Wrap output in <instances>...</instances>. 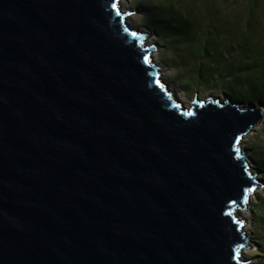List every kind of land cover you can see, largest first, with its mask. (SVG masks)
<instances>
[{"label": "water", "instance_id": "water-1", "mask_svg": "<svg viewBox=\"0 0 264 264\" xmlns=\"http://www.w3.org/2000/svg\"><path fill=\"white\" fill-rule=\"evenodd\" d=\"M121 0H0V264H246L261 111L184 107Z\"/></svg>", "mask_w": 264, "mask_h": 264}, {"label": "rangeland", "instance_id": "rangeland-1", "mask_svg": "<svg viewBox=\"0 0 264 264\" xmlns=\"http://www.w3.org/2000/svg\"><path fill=\"white\" fill-rule=\"evenodd\" d=\"M130 1L137 28L127 25L147 34L145 43L153 41L152 55L166 68L162 79L180 90L190 106L195 99L228 97L261 111L258 125L244 135L242 149L262 186L254 189L240 214L248 215L251 242L241 259L264 264V0H196L190 20L174 14L167 0Z\"/></svg>", "mask_w": 264, "mask_h": 264}, {"label": "bare ground", "instance_id": "bare-ground-1", "mask_svg": "<svg viewBox=\"0 0 264 264\" xmlns=\"http://www.w3.org/2000/svg\"><path fill=\"white\" fill-rule=\"evenodd\" d=\"M167 1L171 2L169 7H171V10H173V13L177 14V15H181L185 20H190V18L192 19L194 12H196V10L198 8V6H196V3H195L196 0H167ZM130 4H131L130 0H121L119 3L120 11L121 12H129L130 11L129 8L131 6ZM156 6H160V5H156ZM135 20L136 19L134 17H132L131 14L130 15L128 14L127 16H125V23L128 24L132 28H137V24H136ZM174 42L177 43L178 42L177 39H175ZM145 44L146 45H152L153 41L148 39ZM177 48H178V46H177V44H175L176 51L182 52V50H180V49L178 50ZM152 60L154 62L155 67H157V69L159 70V73H164L162 75H164V79H165L166 68L161 63V61L159 60L158 55L156 53H153ZM160 76H161V74H160ZM170 88H172L175 91L176 96L181 101V103L183 104L184 107L190 106V100L187 99L183 95V93L180 92V90L172 87L171 85H170ZM242 142H243V140H242ZM242 148H243V145H242ZM249 165L251 166V164H249ZM240 215L248 220V215L246 213L242 212ZM249 230L250 229H249L248 224L245 225L244 232H245L246 236H248Z\"/></svg>", "mask_w": 264, "mask_h": 264}]
</instances>
